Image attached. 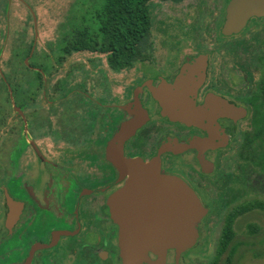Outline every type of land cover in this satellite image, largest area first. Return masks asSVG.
<instances>
[{"label":"flooded vegetation","instance_id":"obj_1","mask_svg":"<svg viewBox=\"0 0 264 264\" xmlns=\"http://www.w3.org/2000/svg\"><path fill=\"white\" fill-rule=\"evenodd\" d=\"M229 2L192 1L175 31L156 35L152 23L145 50L122 70L128 78L110 68L104 52L72 45V35L56 52L57 32L39 31L37 19L35 29L18 35L17 100L7 94L0 104V264H122L109 200L127 177L106 150L124 123L139 118L123 154L157 161L161 173L194 190L208 210L199 238L213 214L224 224L234 207L264 197V14L225 33ZM200 56L204 64L196 62ZM177 77L200 82L196 105L214 98L213 124L200 128L163 115L152 90ZM228 105L235 111H223ZM173 258L170 250L167 264Z\"/></svg>","mask_w":264,"mask_h":264},{"label":"water","instance_id":"obj_2","mask_svg":"<svg viewBox=\"0 0 264 264\" xmlns=\"http://www.w3.org/2000/svg\"><path fill=\"white\" fill-rule=\"evenodd\" d=\"M229 1L225 33L237 32L250 17L264 14V0ZM32 16L36 22L33 12ZM196 62L204 64L205 60L200 56ZM200 76L199 81H202L203 72ZM190 83L177 77L174 85L153 89L152 94L161 104L163 115L171 121L200 128L209 126L216 120L212 110L214 98L208 96L202 105H196L195 89L200 82L192 80ZM192 86L194 90L186 91ZM223 111L231 113L235 109L228 105ZM139 122L141 118L124 123L106 150L107 158L121 176L127 177L125 186L109 200L112 216L120 224L122 264H167L170 250L174 251L171 264H180L182 254L196 245L198 225L208 210L186 182L161 173L157 161L144 162L124 156L123 143ZM198 143L207 144L208 141H194L191 146ZM149 253L156 259L151 260Z\"/></svg>","mask_w":264,"mask_h":264},{"label":"rangeland","instance_id":"obj_3","mask_svg":"<svg viewBox=\"0 0 264 264\" xmlns=\"http://www.w3.org/2000/svg\"><path fill=\"white\" fill-rule=\"evenodd\" d=\"M184 2L174 4L172 2H161L159 0L150 1V11L152 14L153 30L156 35H160L161 29H171L175 31L178 27L177 17L192 1H223V0H183ZM24 2L25 6L22 4ZM12 0L10 3L6 0H0V104L3 102V108L6 106L7 94L10 91L15 100H17V61L16 45L18 35L25 30L34 28L32 12L37 16L36 29L39 31L57 32L58 46L56 52H61L64 46L65 36H74L76 31L87 29L89 33L96 31L97 24L95 15L102 6L104 0ZM30 7V11L27 8ZM10 13L9 19L5 22V14ZM163 27V28H162ZM8 30V31H7ZM22 35V34H21ZM160 39V38H158ZM27 51V48H19V52ZM35 61L32 60V63ZM37 62V61H36ZM27 68H25V71ZM128 71H122L120 76L128 78ZM31 77V71L28 73ZM6 83L3 81V77ZM3 99L1 100V98ZM1 112V108H0ZM11 114V112H10ZM216 214V213H215ZM214 223L210 230L205 232L203 238H199L196 245L183 253L182 260L186 264H209L217 253L218 243L223 228V218L216 220L212 216ZM256 223L261 231L259 234L250 235L247 225ZM236 233L234 245L232 248L231 264H264V255L254 257L252 250L264 249V243L261 238L264 236V212L254 209L238 217L233 224ZM228 252L221 256L224 260ZM223 262V261H222Z\"/></svg>","mask_w":264,"mask_h":264},{"label":"trees","instance_id":"obj_4","mask_svg":"<svg viewBox=\"0 0 264 264\" xmlns=\"http://www.w3.org/2000/svg\"><path fill=\"white\" fill-rule=\"evenodd\" d=\"M150 1L104 0L95 15L96 31L91 34L85 29L87 34L74 35L70 43L76 48L98 49L106 54V61L110 68L116 71L127 70L139 59L147 45L152 28ZM159 1L179 2L183 0ZM246 209L248 211L259 209L264 212V197L249 198L246 207L239 205L229 211L223 224L216 256L210 264L232 263L231 251L236 238L234 218ZM247 228L250 235L259 234L261 231L256 223H249ZM261 240L264 243V236ZM225 252H228V255L223 262H220L219 256ZM252 254L256 258L261 257L264 255V249H253Z\"/></svg>","mask_w":264,"mask_h":264}]
</instances>
